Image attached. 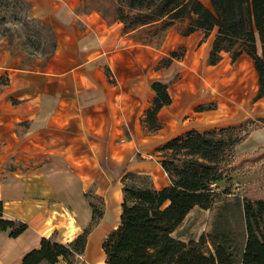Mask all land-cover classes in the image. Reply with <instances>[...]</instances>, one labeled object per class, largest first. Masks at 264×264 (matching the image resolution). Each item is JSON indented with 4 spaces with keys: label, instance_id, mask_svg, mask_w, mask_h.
I'll list each match as a JSON object with an SVG mask.
<instances>
[{
    "label": "crops",
    "instance_id": "0c3cea01",
    "mask_svg": "<svg viewBox=\"0 0 264 264\" xmlns=\"http://www.w3.org/2000/svg\"><path fill=\"white\" fill-rule=\"evenodd\" d=\"M23 1L32 19L51 28L55 47L40 70L19 68L7 49L0 50L2 217L27 225L15 238L0 233V264H20L42 237L70 242L91 222L90 203L99 201L102 216L74 264H103L102 243L120 222L125 176L146 177L156 190L168 186L156 149L189 130L202 132L181 130L179 122L203 113L197 108L212 101L220 109V87L226 114H216L215 107L199 113L205 125L264 118V96L255 99L258 75L244 52L232 60L222 51L215 65L208 64L216 29L207 36L201 30L168 32L159 45H144L119 22L80 11V0ZM199 1L210 8L209 0ZM177 51L182 57L157 69L160 59ZM154 82L167 85L171 103L158 111L160 128L152 132L145 113ZM260 130L264 126L233 151ZM263 146L259 142L245 153Z\"/></svg>",
    "mask_w": 264,
    "mask_h": 264
},
{
    "label": "trees",
    "instance_id": "16d2710c",
    "mask_svg": "<svg viewBox=\"0 0 264 264\" xmlns=\"http://www.w3.org/2000/svg\"><path fill=\"white\" fill-rule=\"evenodd\" d=\"M209 1L210 8L199 0H128V5L151 11L152 22L167 19L166 24L170 26L174 20H188L181 31L183 35L201 30L207 36L216 29L208 64L215 65L222 51L230 52L232 60L246 53L258 75L255 99L261 98L264 96V0ZM52 36L54 50L53 31ZM182 55L183 51L170 53L159 60L157 69L167 68L173 59ZM151 88L155 97L145 113V122L154 132L160 128L158 111L169 105L171 99L166 84L154 82ZM212 108L213 104H209L197 109ZM250 123L202 132L189 130L158 147L160 166L170 179V184L160 190L154 189L149 181V185L143 187L127 184L129 178L140 177L128 173L123 180L119 225L102 243L103 264H264V199L245 201L242 205L245 238L238 255H235L229 235L223 231L203 234L198 240L188 242L173 236L192 209L205 210L214 203L217 194L211 185L223 177L229 152L246 140L252 130L264 126V118L258 119L254 128ZM262 159L264 146L242 157L240 163H256ZM90 205L91 222L73 240L61 244L42 237L39 248L26 253L20 264H57L60 261L74 264L84 253L88 234L102 216L100 201ZM2 216L0 201V233L10 238L27 228L23 222L6 220Z\"/></svg>",
    "mask_w": 264,
    "mask_h": 264
},
{
    "label": "rangeland",
    "instance_id": "374dc122",
    "mask_svg": "<svg viewBox=\"0 0 264 264\" xmlns=\"http://www.w3.org/2000/svg\"><path fill=\"white\" fill-rule=\"evenodd\" d=\"M78 9L82 12H96L108 23L119 22L124 31L133 32L131 36L134 41L144 45L157 46L166 33L181 32L188 23V20H174L169 26L166 24L167 19L152 22L151 11L129 6L128 0H80ZM53 42L52 30L32 19L28 5L23 0H0V50L7 49L16 59L19 68L42 69L50 59ZM177 78L178 73H175L170 81L175 83ZM216 95L221 102L219 109L217 101H212L217 110L216 114H226L228 104L226 91L220 87ZM215 110H212L213 114ZM207 111L199 113L205 115ZM199 113H190L181 119L179 122L183 124L181 130L195 128L203 131L232 125L219 121L218 124L207 126L198 118ZM256 121L257 119H244L233 125L251 122L249 125L254 128L257 125ZM262 141L264 130L257 131L250 139L248 138L238 151L229 152L230 157L223 166V177L211 185L217 194L214 203L205 210L199 207L192 209L173 232L176 239L183 242L196 241L203 234L223 231L229 235L235 255H238L245 238L242 205L245 201L255 202L264 199V159L256 163L240 161L242 157L254 152L245 153L248 149ZM127 184L140 187L149 185L148 179L143 177H131Z\"/></svg>",
    "mask_w": 264,
    "mask_h": 264
}]
</instances>
